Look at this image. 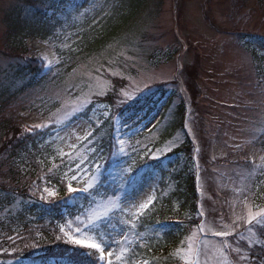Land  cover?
<instances>
[{"label": "rangeland", "instance_id": "374dc122", "mask_svg": "<svg viewBox=\"0 0 264 264\" xmlns=\"http://www.w3.org/2000/svg\"><path fill=\"white\" fill-rule=\"evenodd\" d=\"M105 1L91 0L87 8L79 9L72 5L66 10L56 6L52 8V14L59 10L58 27L46 40L42 39V34H34L28 25L20 36L15 35L8 41L6 15L16 6L25 5L24 0H0V90L13 87L11 90L17 92L25 84L15 80L18 72L12 69L24 62L20 55L8 52L13 44L20 43L18 48L29 52H32L31 47H36L35 57L46 62L52 72L38 88L21 91L14 102L10 98L6 100L20 125L42 124L43 134L50 129L36 146L30 145L22 152L18 165L28 171L45 169L52 178L65 181L67 188L83 185L90 191L95 198L90 196L88 209L77 214V226L73 225L70 214L66 215V223L61 229L72 226L74 236L79 235L85 243L96 245L100 242L103 245L100 250L107 258L104 264L109 261L111 264H129L127 252L133 248L135 239L129 237L127 242L120 243L126 240L124 231L131 229L133 234L134 222L141 221L151 207L162 174L156 173L144 193L136 199L130 198V190L135 186L125 182L148 156L156 157L155 160L164 158L165 170L171 167L170 164L184 160V155L168 157L185 142L181 133L154 152L150 146L157 143L163 127L171 121L184 99L189 112L186 129L194 139V117L198 127L203 122L204 131L213 141L212 160L217 162L208 165L204 161L202 169L196 164L199 178L203 177L204 181L207 214L202 206L201 225L194 226L196 229L184 240L176 256L182 264H233L227 252L228 245L231 244V255L239 249L233 242H247L252 247L253 243H258L264 228V163L261 164L264 151L252 147L257 141L264 146V14L257 8L255 0H248V3L241 0H151L150 10L142 17L138 29L108 46L101 55L83 58L77 68L66 74L64 63L68 54L77 50L81 40L79 31H84L85 25L100 27L109 13V10L101 12ZM62 76L60 82L58 79ZM114 80L125 84L117 93L119 102L115 106L106 100L113 92ZM162 84L169 85L166 97L155 113L145 117L146 112L127 111L115 119L121 155L108 156L112 159L111 165L104 170L101 163L106 148L101 149L90 142L81 147L82 143L91 138L116 109L135 101L138 95H142V99L156 96L158 100V93H161L158 86ZM172 97L173 101L166 108ZM165 114L164 123L158 125ZM157 125L155 131L148 133ZM204 136L206 138L205 133ZM194 141L197 149L196 139ZM244 147L247 155L241 156L239 150ZM240 160L255 161L261 166L251 172L236 163ZM192 165L191 161V172ZM223 183L237 194V207L234 196H230L231 201L227 203L220 195ZM200 184L202 192L203 182ZM61 189L54 184L48 193L54 195ZM214 194L217 197L213 198ZM28 204L27 200L16 196L0 194V244L16 242L15 236L5 235L8 228L19 226L25 214H29ZM227 204H230L231 218L223 213ZM174 211L178 210L174 208ZM81 228L87 232L77 230ZM117 244H122L119 254L115 250ZM22 249H28L24 241ZM109 252L111 256L116 255L115 259L108 255ZM3 253L5 255L0 249V254ZM16 262L4 260L1 263ZM134 264H148V261L137 259Z\"/></svg>", "mask_w": 264, "mask_h": 264}, {"label": "trees", "instance_id": "16d2710c", "mask_svg": "<svg viewBox=\"0 0 264 264\" xmlns=\"http://www.w3.org/2000/svg\"><path fill=\"white\" fill-rule=\"evenodd\" d=\"M57 1L59 0H24V7L16 6L5 18L6 40L10 41V38L15 35L20 36L24 27L28 25L33 28L34 34L37 32L42 34V38H47L56 30L58 20H48L43 10L50 5L54 7ZM64 1L66 0H60V2ZM241 1L248 3V0ZM255 1L257 8L264 14V0ZM151 3V0H106L102 12L109 10V13L101 21L100 27L84 26L85 30L79 31L81 40L77 50L71 51L67 56V61L64 63L65 73L70 74L80 65L83 58L91 59L93 56L101 55L108 46L114 42H120L122 38L128 36L127 34L138 29L142 17L147 14L146 11L150 10ZM20 45V43L13 44L8 52L15 56L20 55L23 61L25 59L22 66L19 65L12 69L18 72L15 80L19 79L25 84L17 92L12 91L13 87L9 90H0V194L7 197L13 195L21 200H27L28 206L32 209L26 206L31 219L27 218L28 215L25 214L26 220L24 219L19 226L7 229L5 237L15 236L16 242L7 245L0 244V249L5 252V255L4 253L0 254V260L2 263L4 260L17 261L15 264H95L99 258L95 250L87 249L79 243H73L72 238L77 237L74 236L75 229L68 226L65 236L60 228L61 223H66L62 216L66 210H69L72 215L73 225L77 226L79 219H76L77 215L75 214L81 212V209L85 210L88 198L80 196L76 192H67L64 182L57 177L52 178L44 169H42L43 171L38 169L28 171L18 165L22 152L28 150L30 145L36 146L37 139L31 135L32 132L22 130L17 117L7 107L6 100L10 98L14 102L18 99L21 91H31L33 87H30L32 85L28 82L33 80L32 77L40 71L38 63H34L35 60L31 59V55L27 56L29 51L18 48ZM61 79L63 76L58 80ZM114 84L113 92L109 93L110 95L106 98L107 102L113 106L119 102L117 93L125 87L121 81L114 80ZM167 85L159 86L158 91H162L163 94L158 100L155 99L156 96H146L145 100L140 99L133 102L132 108L138 111L147 109L148 114L153 113L161 100L164 99ZM119 99H121L120 96ZM172 101L173 97L169 105ZM128 103L126 102L120 108L125 107ZM120 104L123 103L120 101ZM83 116L86 117L87 114ZM161 119V123H164V116ZM185 119V108L181 103L174 115L171 116V121L163 127L162 134L158 137L155 145V149H159L170 138L181 133L185 142L170 152L168 157L183 154L184 160L171 164L169 171L164 170L161 160L140 164L136 170L139 174L138 181L140 178V192L149 185L156 172L162 173L163 178L160 182L161 188L157 200L144 214L142 221L136 225L138 230L136 229L135 235H143V239L146 238V240L142 241L141 245H134V249L127 252L126 259L129 260V264H134V258L146 259L149 264H182V260L176 256L177 251L192 233L193 224L199 220L196 182L194 175H191V171H189L193 150L190 140L185 135ZM112 128V121H105L104 125L96 129L93 137L86 143L90 142L93 146L111 150ZM204 139L208 140L205 137ZM86 143L81 147H84ZM107 157L104 159L105 161L102 160L104 170L110 165ZM47 182L62 188L54 198L49 197L43 189L48 184ZM107 192L110 193V190L107 189ZM5 203L4 205H7ZM174 208L178 211H174ZM126 230L131 233L130 238L132 239V230ZM23 241L29 250L22 249ZM233 244L239 245L238 252L232 255L235 264H264V228L261 230L258 243H253L252 247L247 242L239 241V243L233 242ZM14 245L18 247L13 248ZM119 248L120 246L117 244L115 246L116 254H119ZM115 257L116 255L113 256V259Z\"/></svg>", "mask_w": 264, "mask_h": 264}, {"label": "snow or ice", "instance_id": "6c2138e0", "mask_svg": "<svg viewBox=\"0 0 264 264\" xmlns=\"http://www.w3.org/2000/svg\"><path fill=\"white\" fill-rule=\"evenodd\" d=\"M153 158L155 159L156 157H153ZM97 167H99V166L97 165ZM69 191H75V189L69 188ZM218 234L219 235H226V233H218ZM73 243H79V241H73ZM91 247H97V246L92 245ZM108 255L111 256L112 253L109 252ZM100 260H104V252L103 251H101ZM109 264H111V261H109Z\"/></svg>", "mask_w": 264, "mask_h": 264}]
</instances>
